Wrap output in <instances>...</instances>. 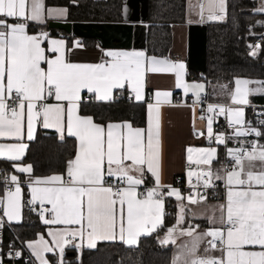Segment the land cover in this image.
Segmentation results:
<instances>
[{"label": "snow or ice", "instance_id": "snow-or-ice-1", "mask_svg": "<svg viewBox=\"0 0 264 264\" xmlns=\"http://www.w3.org/2000/svg\"><path fill=\"white\" fill-rule=\"evenodd\" d=\"M199 7L201 22L205 12L207 20L219 21L225 18L227 0H201ZM46 11L49 17L65 14L64 10H46L44 0H0V138L16 141L0 143V157L20 161L28 147L24 140H33L37 127L55 129L61 140L72 137L76 142L64 175L29 176L26 181L31 195L27 204L32 211L39 204L40 219L50 226V242L41 236L28 243L39 264H49L45 253L56 254L57 264H65L67 248L91 250L105 241L132 247L138 246L141 237L153 234L162 248L180 241L170 264H264V144L240 139L238 147L227 148L233 138L254 135L264 139V132L245 120L244 109L250 95H264V82L236 79L234 90L228 92L230 104L208 105L212 115L207 119V137L225 145L228 159L214 171L216 148L189 147L188 163L199 171L190 168L187 175L190 180L196 177L192 187L197 189H211L216 181H223L220 216L208 217L209 224L221 227L203 232L184 227V200L196 205L207 199V192L197 190L185 197L179 189L161 184L159 111L162 103L171 102V92L155 93V103L147 105L146 128H134L127 122L96 123L93 117L80 114L81 94L86 90L97 101H109L114 89L127 87L141 101L146 73H173L175 86L192 92L199 103L204 85L185 83L182 62L146 57L142 51H107L101 63H72L63 39L27 33L28 22L43 23ZM256 11L264 12V0ZM5 18L16 22L8 23ZM45 43L47 47L42 46ZM255 48L251 55L257 54ZM253 83L258 87H249ZM216 115L225 116L234 136L214 133ZM14 167L20 173L33 171L31 165ZM147 174L154 178L153 187L140 191ZM113 177L116 182L108 179ZM11 182L15 188L0 196V209L9 221H18L24 206L21 187L16 175ZM166 197L179 201L180 212L176 224L160 237L165 228Z\"/></svg>", "mask_w": 264, "mask_h": 264}, {"label": "trees", "instance_id": "trees-1", "mask_svg": "<svg viewBox=\"0 0 264 264\" xmlns=\"http://www.w3.org/2000/svg\"><path fill=\"white\" fill-rule=\"evenodd\" d=\"M122 0H44L46 7H61L65 11L63 20L115 22L121 20ZM253 0H227L225 18L219 21H206V55L205 72L192 70L187 67L188 78L202 79L210 83H230L233 77L244 76L248 79H264V40L261 41L259 52L251 55L248 42H255V33L264 26L254 24L259 16H264L254 10ZM185 0H147L146 40L143 50L147 54L171 57V24L185 21ZM12 20V18H5ZM46 18L43 23L28 22V31L46 30L50 35H59L67 40L79 38L87 47L98 45L92 37H75L61 29L47 26ZM150 93L146 95L147 100ZM134 101L126 88L116 89L109 101L94 99L82 100L80 113L93 117L94 121L104 124L107 121H127L132 125H144L146 119V101ZM264 132V124L259 126ZM262 139V138H260ZM263 140V139H262ZM25 154L19 162L32 166L33 176H44L50 173H63L68 159L75 152V140L66 137L61 140L59 135L51 130L37 127L34 139L27 142ZM219 158L223 154V146L218 144ZM11 163L0 159V173L11 169ZM8 168V169H7ZM22 188L21 219L9 223L4 230L2 243L16 236L25 241L34 238L44 225L39 214L31 210L27 204L30 190L26 179L17 173ZM222 189V188H221ZM221 189L217 195L221 196ZM4 185L0 181V195ZM165 228L162 234L175 218V202L172 197L165 198ZM72 252L71 254H66ZM172 245L162 248L158 243L157 234L141 237L138 246H126L116 241L98 242L96 249L84 248L81 251L66 250L65 264H170ZM4 259V257H3ZM55 264V261L53 262Z\"/></svg>", "mask_w": 264, "mask_h": 264}, {"label": "crops", "instance_id": "crops-1", "mask_svg": "<svg viewBox=\"0 0 264 264\" xmlns=\"http://www.w3.org/2000/svg\"><path fill=\"white\" fill-rule=\"evenodd\" d=\"M253 1L255 2L254 10L256 11V9L260 7L262 0H253ZM200 2L201 0H185V5H186L185 21L176 22V23L171 24V45H170V54H172L171 57L147 54L141 48H110V47L105 48L99 45L87 47L80 41L79 38H72L71 40H67L65 37H62L59 35H50L46 30L28 31L26 29V31L30 35L40 36L42 33H44V34H47L48 37L53 38V39H63L65 41L66 48L68 50L66 52V57L68 61L72 63H83V64L101 63L103 62V60L107 59V57L104 55V53L107 51H125V52L142 51L145 53L146 57H156L158 59H169L173 62H177V61L182 62L185 66L184 75H183V79L185 83H188V84L198 83L199 82L198 80L204 83L203 84L204 90L203 92H201V98H204L212 102L230 101L228 92L229 90H234L236 79H246V80L253 81V82H264V79L256 80V79H248L244 76H238V77H233L230 83H226V82L225 83H210L207 85L202 79L188 78L186 76L187 67H188L187 60H186L187 58V34H188L187 26L189 23L205 24V22L208 21L206 18L207 13L205 12V18L203 19V22H201L200 7H199ZM45 9L46 10L47 9L64 10L61 7H54V6H49V7L45 6ZM257 12L264 15V12H259V11ZM64 16L65 14L63 16H55V18L48 17L47 11H46L44 20L46 18H49V19L59 18L63 20ZM7 22L13 23L16 21L7 20ZM254 24L264 26V16L257 17L254 21ZM251 43H252L251 41L248 42L249 51L254 50L255 46H257L256 42L255 43L253 42L252 44ZM42 46L47 47L46 43L43 44ZM255 50L256 52H259V47L255 48ZM44 67L46 68V65ZM145 79H146V83H145L144 93H143L144 100L146 99L147 93L148 92L150 93L149 98L145 100L146 101L145 102L146 103L145 104L146 105V119H145L144 125H141V126L132 125L130 123L134 128H146L147 126V105L149 103H153V104L155 103V99H156L155 93L157 91H161V92L168 91V92H171L172 94L170 97L171 102L162 103L160 105V111H159L160 139H161V144H162L161 184L169 185L173 188L178 189L177 187L172 185L176 176L182 175L184 177H188L187 173L190 170V168L193 171H199V168L195 164L189 165L188 163L187 149L189 147H193V148L214 147L216 148L218 152V159L217 161H214L212 167L214 171L219 169L221 167L220 162L222 160V157L224 153H226V148L224 149L223 147L222 157L219 158L218 144L214 145L206 141L207 120L198 117L197 112H196V106L191 103L193 101H196V96L192 92L185 93L183 88H177L175 86V75L173 73H146ZM249 87L254 88V87H258V85L253 83V84H250ZM125 88L128 90L131 99L134 101H137L135 99V94L127 87ZM115 90L116 89L113 90V93ZM175 93H179L181 99H178V100L174 99ZM88 99L96 100L95 97L91 93H88L86 90L82 91L81 101L88 100ZM249 100H250V103L264 102V95H261V94L250 95ZM51 102H54V101H51ZM80 114L85 115L82 113ZM85 116H88V115H85ZM125 122L127 121L111 120V121L105 122L102 125H107L108 123L119 124V123H125ZM98 124H101V123H98ZM47 130H51L57 133L55 129H47ZM201 132H204V135H200ZM57 134L59 135V133ZM27 142L28 140L25 138L24 143L27 144ZM0 143L8 145V144L16 143V141L0 138ZM75 145H76V142H75ZM232 147L236 148L234 146H230V148ZM0 159L8 161L7 159L2 158V157H0ZM9 162L11 163L10 165L11 169L6 174L10 180H11L12 175L17 176V173L20 174V172L16 171L14 164L19 165V166L29 165L28 163H23L19 161H15V162L9 161ZM21 174L24 176V178L27 181L29 176H31L32 178H43V177H47V176L54 175V174L64 175L65 170L63 173L55 172V173H50L44 176H33L32 174H28V173H21ZM145 182L150 183L149 188L153 187L154 178L151 177V174L146 175ZM220 182L223 185L221 189V196H218V197H208L207 196V199L205 201L200 202L196 205L188 204V202L185 203L187 205L185 212L189 216L188 218L193 222L192 224L191 223L188 224L189 227H196L197 230L200 232H203L213 227H221L219 223L215 225H211L208 222L209 216H215L217 218L220 216V211L218 210V206L224 202V197H225L224 184H223V181H220ZM14 188H15V185L11 189L14 190ZM5 191L6 190H3L0 196H2ZM181 193L183 196L187 197L186 194L184 195L185 193L184 191H181ZM21 195H22V188H21ZM172 198L176 204L177 199L175 197H172ZM30 199H31V195H30ZM48 206L50 207V205ZM188 209H191V212H189ZM0 212L3 215L2 209H0ZM3 217L6 219L8 223L18 222L21 219L20 217L18 221L16 220L9 221L6 216H3ZM39 219H40V216H39ZM176 220L177 218L175 216L173 222L168 227L175 225ZM43 225H44L43 230L39 231L34 238H30V239L23 241L25 249L30 253L32 259L38 264H39V261L32 254V250L28 248V243L38 240L41 236H43L45 240H48L49 242L51 241V237L48 235V229L50 226H46L45 224ZM166 230L162 234H160V236H163ZM182 239L183 238H181V240ZM187 240L188 239H184L183 241H187ZM178 247H179V244L172 245L171 260L175 252L178 251ZM66 250H68V248ZM69 250H73V249L69 248ZM44 256L49 261V264H54L53 263L54 261H55V264H57L58 256L56 254L45 253Z\"/></svg>", "mask_w": 264, "mask_h": 264}, {"label": "water", "instance_id": "water-1", "mask_svg": "<svg viewBox=\"0 0 264 264\" xmlns=\"http://www.w3.org/2000/svg\"><path fill=\"white\" fill-rule=\"evenodd\" d=\"M146 11L147 0H122L120 21L50 19L47 21V26L64 30L75 37H92L99 46L105 48L143 49L146 40ZM187 29V66L203 74L205 72L206 26L203 23H189Z\"/></svg>", "mask_w": 264, "mask_h": 264}, {"label": "built area", "instance_id": "built-area-1", "mask_svg": "<svg viewBox=\"0 0 264 264\" xmlns=\"http://www.w3.org/2000/svg\"><path fill=\"white\" fill-rule=\"evenodd\" d=\"M262 39H264V31L257 34V42L259 43ZM174 99L178 100L181 99L179 93L174 94ZM188 100V99H186ZM196 106V112L198 117L207 120L209 116L212 115V113L207 112V108L209 104H230V101L225 102H212L208 101L204 98H201V101L197 103L196 101L191 102ZM245 109V120L251 123L252 127H255L259 129V126L261 125L260 121L264 120V103H250L247 106H244ZM213 128L214 133H224L226 135H232L234 136L233 129L228 127L227 120L224 115H216L215 119L213 121ZM245 139L248 141L251 140H257L260 144H264V141L260 139L259 137H255L254 135L243 137V138H233L227 141V147L239 146V140ZM206 141L210 144L216 145L215 142H210L208 137L206 136ZM224 149L226 148L225 145H222ZM226 159H228L224 153L222 162H224ZM8 169V168H7ZM113 182H116V179L110 178ZM0 181L4 185V190H7L8 188H12L14 185L12 184L11 180L7 176L6 172L0 173ZM197 183L196 177L193 176L191 180L189 177H184L182 175H178L175 177L172 185L180 189L181 191H184L186 195H188L191 192L200 191L202 194L207 192L208 195H217L219 189L223 187L222 183L220 181H216V187L211 189H204L203 187L193 188L192 185H195ZM150 187V183L145 182L142 184L139 188L140 191H143ZM32 207V206H31ZM35 208L37 211H40V205H35ZM44 208H50L48 205H44ZM9 223L6 221V219L3 217V215L0 212V264H38L36 263L30 253L25 249L24 242L22 240H19L16 236L12 239H8L6 242L2 243L3 237H4V230L9 227ZM19 252L20 255L16 256L15 253ZM3 257L5 260H3Z\"/></svg>", "mask_w": 264, "mask_h": 264}, {"label": "rangeland", "instance_id": "rangeland-1", "mask_svg": "<svg viewBox=\"0 0 264 264\" xmlns=\"http://www.w3.org/2000/svg\"><path fill=\"white\" fill-rule=\"evenodd\" d=\"M48 17H49V16H48ZM51 17H52V18H55V15H54V16H51ZM56 19H59V18H56ZM59 20H62V19H59ZM251 42L253 43V41H251ZM252 43H251V44H252ZM254 43H255V42H254ZM256 45H258V44L256 43ZM252 51H253V50H252ZM252 51L250 50V53H251ZM198 81H199V82H198L199 84L202 83V82H200V80H198ZM203 84H204V83H202V85H203ZM228 148H230V147H228ZM232 148H233V147H232ZM185 194H186V193H184V195H185ZM185 197H186V196H185ZM187 202H188L187 199H185V200H184V203H187ZM178 204H179V201H177L176 204H175V205H176V206H175V211H176V212H175V213H176L175 216H176V218L178 217V214H179V212H180V209H179V207L177 206ZM188 217H189V216L186 214V215H185V221H186V223H185L184 227H189L188 224H190V223L192 224V223H193ZM160 237H163V236H160ZM184 239H188V237H186V238L183 237L182 240H184ZM179 243H180V241H178V244H179Z\"/></svg>", "mask_w": 264, "mask_h": 264}, {"label": "bare ground", "instance_id": "bare-ground-1", "mask_svg": "<svg viewBox=\"0 0 264 264\" xmlns=\"http://www.w3.org/2000/svg\"><path fill=\"white\" fill-rule=\"evenodd\" d=\"M262 31H264V30H262ZM262 31H260V32H262ZM260 32L255 33V36H256V40H255V42H256L257 44H260L261 41L264 40V39H262L259 43L257 42V34L260 33ZM255 103H264V102H255ZM208 196H210V195H208ZM3 260H5V259H3Z\"/></svg>", "mask_w": 264, "mask_h": 264}]
</instances>
